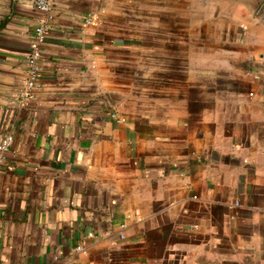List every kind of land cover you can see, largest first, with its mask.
Returning <instances> with one entry per match:
<instances>
[{
	"label": "crops",
	"instance_id": "0c3cea01",
	"mask_svg": "<svg viewBox=\"0 0 264 264\" xmlns=\"http://www.w3.org/2000/svg\"><path fill=\"white\" fill-rule=\"evenodd\" d=\"M52 9L21 101L39 11L0 0V264H264V0Z\"/></svg>",
	"mask_w": 264,
	"mask_h": 264
},
{
	"label": "built area",
	"instance_id": "2783aa9c",
	"mask_svg": "<svg viewBox=\"0 0 264 264\" xmlns=\"http://www.w3.org/2000/svg\"><path fill=\"white\" fill-rule=\"evenodd\" d=\"M53 2L54 0H33V4L38 9L39 14L36 17V23L30 40V48L25 58V73L23 76L22 87L19 91V98L21 101L31 97L39 83V59L41 55L40 47L44 34L48 30L54 17L52 9ZM110 114L111 116H116L115 112H111ZM12 141V133L4 132L0 134V166L5 161V154ZM235 203L237 204V202ZM76 248L79 249L81 246L77 245Z\"/></svg>",
	"mask_w": 264,
	"mask_h": 264
}]
</instances>
